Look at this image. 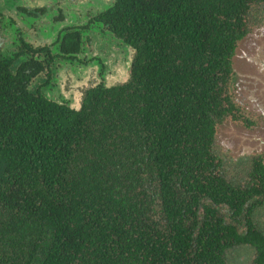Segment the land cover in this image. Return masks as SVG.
I'll return each instance as SVG.
<instances>
[{"label": "flooded vegetation", "instance_id": "af4514ba", "mask_svg": "<svg viewBox=\"0 0 264 264\" xmlns=\"http://www.w3.org/2000/svg\"><path fill=\"white\" fill-rule=\"evenodd\" d=\"M0 1H6V7H0L3 10L0 11V63L7 66L12 76H18L23 67L29 76L24 88L6 91L7 95L16 92L19 98L0 96V109L8 108V112L0 111V119L26 114L22 107L26 108L28 104L29 110L34 109L39 98L51 105L80 112L91 90L131 87L125 96L126 131L131 151H134V140L142 149L140 172L146 177L144 185L137 188L149 193L155 191L159 203L163 201L160 193L167 187L179 197L194 192V189L204 195L197 207L198 213L203 215L198 221L206 220L210 225H196L198 222L193 218L195 226L191 225L189 229L194 232V237L206 241V248L188 249L193 255V263L196 264L195 253L199 251L210 256L207 264H213L211 258L214 255L221 257L219 264H264V154L248 151L249 141L244 136V130L253 132L261 127V117L241 101L233 66L240 42L264 26V0H234L237 13L226 28L228 39L222 43L218 38L223 34L227 11L214 15L210 10H204V24L199 18L198 23H191L195 21V17L192 18L186 28L192 39L190 48L173 42L168 45V57L156 59L165 74L163 90L150 78L151 65L148 63L153 58L152 39L161 33L154 32L149 24V19H153L148 14L149 9L146 8L143 15L146 23L143 27V61L148 65L141 67L142 49L135 46L133 37L122 36L115 30L114 22L108 23L104 19L117 0H102L106 4L102 10L88 7L91 0H79L86 4L85 8L74 10L75 19L69 18L71 11L67 6L68 2L78 0H61L63 4L60 2L55 8L43 4L17 7L13 2L16 4L18 0ZM165 1L156 0L161 9L156 10L155 21L172 23L171 28L160 25L162 30H172L182 25L181 15L187 18L188 14L179 8L168 9ZM54 10L57 13L51 15ZM31 16L41 20L32 22ZM213 19L216 27L212 24ZM38 25L47 27L48 38H41L43 33L38 32ZM204 55L209 58H203ZM30 63L35 65L29 68ZM110 64L124 72L123 83L108 85L101 78ZM71 66L80 67V70L92 69L93 81L81 90L79 109L71 106L77 88L62 78V73ZM191 68L199 71V76H192ZM140 70L141 78H138ZM187 73L190 76L184 77ZM137 79L141 81V92L137 91ZM71 90L74 91L70 96ZM179 94L192 102L187 108L188 115L181 113L179 108L173 112L165 104L170 100L175 102ZM213 101L215 104H209ZM220 105L222 110H227L222 117L212 112ZM210 118L215 122V138L208 143ZM35 121L36 116L31 114L29 125L35 126ZM7 138L2 135L0 149H5ZM5 155L11 160L10 153ZM164 162H167L166 169ZM163 176H169L165 182ZM133 182L134 177L129 179L130 185ZM146 204L151 205V202ZM218 239L221 244L215 243Z\"/></svg>", "mask_w": 264, "mask_h": 264}, {"label": "trees", "instance_id": "16d2710c", "mask_svg": "<svg viewBox=\"0 0 264 264\" xmlns=\"http://www.w3.org/2000/svg\"><path fill=\"white\" fill-rule=\"evenodd\" d=\"M165 7L179 8L188 14V20L181 15L182 25L162 30L160 25L167 23L155 21L156 10L161 9L156 0H117L104 15L105 21L114 22L115 30L122 36L133 37L135 46L142 49L139 65H151V82L161 90L165 74L156 59L167 58L168 45L173 42L190 48L192 39L186 31L189 21L195 17L191 23H198L199 18L204 24V10L214 15L227 11L223 34L218 38L222 43L228 39L226 28L237 13L234 0H166ZM146 8L153 18L149 24L154 32L161 33L152 39V46L150 42L153 58L148 64L143 61ZM212 24L217 26L214 19ZM34 65L30 63L29 68ZM141 73L140 70L138 78ZM191 74L200 73L191 68ZM189 76L187 73L184 77ZM28 79L25 67L18 76H12L7 66L0 63V96L19 98L16 92L7 95L6 91L24 88ZM137 81V91L141 92V81ZM129 88L91 90L80 112L39 98L34 109L29 110L28 104L22 107L26 114L1 117L0 139L8 136V143L0 149V264H191L193 255L188 249L206 248V241L194 237L189 229L195 224L210 225L206 220L198 221L203 216L197 208L204 196L202 192L194 189L179 197L167 187L160 193L163 201L159 203L155 191L137 188L144 185L146 177L140 172L142 149L134 140L132 152L127 137L125 96ZM195 94L198 97L197 91ZM176 97L175 102L165 104L173 112L179 108L188 115L192 102L181 94ZM222 108L220 105L212 112L222 117L227 112ZM3 110L8 112L6 107L0 109ZM31 114L36 116L35 126L29 125ZM209 124L207 141L211 143L215 122L210 118ZM6 153H10L11 160ZM167 177H162L164 182ZM148 201L151 205L146 204ZM193 218L198 223L193 224ZM195 254L196 264L210 260L204 252ZM211 259L213 264L222 262L219 256Z\"/></svg>", "mask_w": 264, "mask_h": 264}, {"label": "water", "instance_id": "95a60500", "mask_svg": "<svg viewBox=\"0 0 264 264\" xmlns=\"http://www.w3.org/2000/svg\"><path fill=\"white\" fill-rule=\"evenodd\" d=\"M233 66L237 72L241 101L261 117V127L253 132L244 130L249 141L246 149L264 154V26L240 42Z\"/></svg>", "mask_w": 264, "mask_h": 264}, {"label": "rangeland", "instance_id": "374dc122", "mask_svg": "<svg viewBox=\"0 0 264 264\" xmlns=\"http://www.w3.org/2000/svg\"><path fill=\"white\" fill-rule=\"evenodd\" d=\"M24 1V2H21ZM63 2L61 0H18V3L15 4V2H13V5L17 6V5H21L24 7H31L34 4H43V6L48 7L51 6L53 8H55L59 3ZM5 2L0 1V7H6L5 6ZM85 2L82 1H75L73 3L68 2V6L67 8L71 11L69 13V18H74L75 19V13L76 11L74 10H78L81 9L82 6H84L85 8ZM105 3L102 0H91V3L88 4V7L92 6V7H97L98 10H102L105 9ZM18 7V6H17ZM86 6V8H88ZM72 10H71V9ZM3 11V10H0ZM54 12L57 13L56 10L51 11L50 14L53 15ZM58 15V14H57ZM30 19H32V22H37L40 21V18H36L34 16L29 17ZM40 19V20H39ZM46 19V18H45ZM42 19V20H45ZM49 20L50 17H48ZM53 20V19H52ZM38 32H42L43 35H40L41 38H48L49 35L45 34L47 32V27L45 25H38L37 27ZM124 51H127L126 48H124ZM123 66V64L121 65ZM92 75V69H86V70H80V67H73L71 66L69 69L65 70L64 73H62V78L63 80H67L71 86H73L74 88H77L76 92H75V99L72 102V107L75 109H79L81 103L79 102V96H80V92L83 88H87L90 85V82L93 81V78L91 77ZM124 72L121 71V69H119L118 66H113L112 64L109 65L107 73H104L103 75L101 74V78L106 81V83L108 85H113V84H119V83H123L125 81L124 78ZM81 80V81H80ZM73 89V88H72ZM74 90H71V94L72 95Z\"/></svg>", "mask_w": 264, "mask_h": 264}]
</instances>
